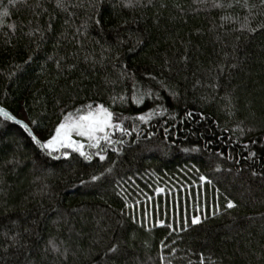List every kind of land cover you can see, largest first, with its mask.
<instances>
[{
  "label": "trees",
  "instance_id": "16d2710c",
  "mask_svg": "<svg viewBox=\"0 0 264 264\" xmlns=\"http://www.w3.org/2000/svg\"><path fill=\"white\" fill-rule=\"evenodd\" d=\"M88 105L128 144L0 119V264H264V0H0V106L44 141Z\"/></svg>",
  "mask_w": 264,
  "mask_h": 264
},
{
  "label": "snow or ice",
  "instance_id": "6c2138e0",
  "mask_svg": "<svg viewBox=\"0 0 264 264\" xmlns=\"http://www.w3.org/2000/svg\"><path fill=\"white\" fill-rule=\"evenodd\" d=\"M5 15H7V13H5ZM87 109L88 111L85 114L79 115L76 118L69 116L66 118L65 122L59 124L55 134L43 144V147L52 151H56L59 148H72L73 151L79 152L80 155L84 156L85 153L82 150L83 145L72 139L73 133L81 137H87L89 140H97V133L105 132V129L109 127H116V125L112 124L113 114L102 105L97 106L95 111L92 110L91 105H88ZM5 115L7 116V113H5ZM139 119L144 120L145 118L141 116ZM33 139L35 140L36 138L33 137ZM105 139H107V136H105ZM36 142L40 143L38 140ZM93 146H98V142ZM103 158L104 157H101V159ZM227 207L232 208L234 205L229 202ZM199 222L198 218H193L191 221L193 225ZM114 250L115 249H113V251Z\"/></svg>",
  "mask_w": 264,
  "mask_h": 264
},
{
  "label": "water",
  "instance_id": "95a60500",
  "mask_svg": "<svg viewBox=\"0 0 264 264\" xmlns=\"http://www.w3.org/2000/svg\"><path fill=\"white\" fill-rule=\"evenodd\" d=\"M5 113H7V116L5 115ZM0 119L5 121V122H8V123H10L12 125L17 126L18 128H20L32 140L33 144L36 147H38V149L41 151V153L44 154L45 156L49 157L50 159L58 160V159H61V158H67L71 153H74V154H77L78 156H80L81 158H83L84 160H87V158L85 156L80 155L79 152L73 151L72 148H59L56 151H52L50 149L44 148L43 144L46 143L50 138L47 139V140L41 141L33 133V131L31 130V128H30V126H29V124L27 123L26 120H22L18 116H14L13 114H11L7 109L3 108L2 106H0ZM143 134H145V133L142 132V135ZM152 136H153V132H149L147 134V138H150ZM33 137H35L36 139L34 140ZM72 139L74 141L78 142L79 144L83 145V149H82L83 152L93 149V145L94 144H97V142L99 143L100 141H104L105 140V138L101 137L99 140H96V141H93V142H89V143H84V142H82L80 140H76L73 137H72ZM37 140L40 141V143H37L36 142ZM90 158H92V156H90Z\"/></svg>",
  "mask_w": 264,
  "mask_h": 264
},
{
  "label": "rangeland",
  "instance_id": "374dc122",
  "mask_svg": "<svg viewBox=\"0 0 264 264\" xmlns=\"http://www.w3.org/2000/svg\"><path fill=\"white\" fill-rule=\"evenodd\" d=\"M18 117L22 120H25L24 117L22 115H18ZM112 124L116 125V127H109L107 129H105V132H102V133H97L96 136H97V140H99L101 137L105 138V136H110L112 133L115 135L114 139H117V132L120 130L121 132V135H122V138L120 139L121 141L117 142L115 145H113L112 147L109 145L108 141L106 140V145H103V144H98V146H93V149L91 150H88V151H84L85 153V157L87 159L90 158V156L94 157L96 154H102V153H105L104 151H114L115 149H118V148H121L123 147L124 145H127L128 142L130 141V138H129V132L128 130L124 127V123L123 122H120L119 120H115L114 117L112 116ZM126 136L128 138H126ZM72 137H78L77 140H80L84 143H89V142H93V141H96V140H89L87 137H81V136H78L76 135L75 133L72 134ZM121 145H120V144ZM112 148V149H111ZM106 151V152H107ZM55 155V154H54ZM91 159V158H90ZM160 192V191H159ZM198 218V217H196ZM199 219V218H198Z\"/></svg>",
  "mask_w": 264,
  "mask_h": 264
},
{
  "label": "flooded vegetation",
  "instance_id": "af4514ba",
  "mask_svg": "<svg viewBox=\"0 0 264 264\" xmlns=\"http://www.w3.org/2000/svg\"><path fill=\"white\" fill-rule=\"evenodd\" d=\"M121 131H118L117 132V138L119 141H121L120 139L122 138V135L120 133ZM115 135L112 133L110 136H107V139H105L104 141H100L98 144H103V145H106V140L108 141L109 145L112 147L113 145H115L117 142H119L117 139H114ZM126 138H128L126 136ZM129 138H130V133H129ZM123 139V138H122ZM120 144V143H119ZM121 145V144H120ZM112 149V148H111ZM107 151V150H106ZM104 151V152H106Z\"/></svg>",
  "mask_w": 264,
  "mask_h": 264
}]
</instances>
